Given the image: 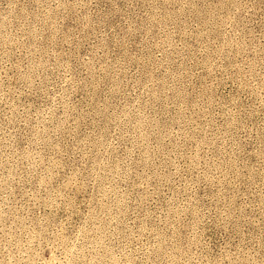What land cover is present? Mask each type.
Listing matches in <instances>:
<instances>
[{"label":"rangeland","instance_id":"rangeland-1","mask_svg":"<svg viewBox=\"0 0 264 264\" xmlns=\"http://www.w3.org/2000/svg\"><path fill=\"white\" fill-rule=\"evenodd\" d=\"M0 264H264V0H0Z\"/></svg>","mask_w":264,"mask_h":264}]
</instances>
